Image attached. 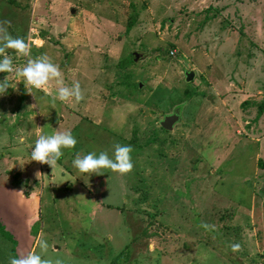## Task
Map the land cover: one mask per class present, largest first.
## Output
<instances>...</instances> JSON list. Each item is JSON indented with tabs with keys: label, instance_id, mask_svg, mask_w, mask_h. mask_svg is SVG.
Segmentation results:
<instances>
[{
	"label": "rangeland",
	"instance_id": "obj_1",
	"mask_svg": "<svg viewBox=\"0 0 264 264\" xmlns=\"http://www.w3.org/2000/svg\"><path fill=\"white\" fill-rule=\"evenodd\" d=\"M5 21L30 54H4L46 55L82 99L0 73V264H264V0H0ZM65 130L76 144L52 168L29 160ZM115 144L130 172L71 166Z\"/></svg>",
	"mask_w": 264,
	"mask_h": 264
},
{
	"label": "clouds",
	"instance_id": "obj_2",
	"mask_svg": "<svg viewBox=\"0 0 264 264\" xmlns=\"http://www.w3.org/2000/svg\"><path fill=\"white\" fill-rule=\"evenodd\" d=\"M7 22L0 23V73L13 72L12 61L9 55L4 54L5 49L14 50L19 55L28 57L30 48L25 39L21 37H12L7 31ZM16 77L22 78L24 90L33 94V90H39L44 95H50L48 92L49 82L55 80L57 85L54 96L51 97L50 103L55 104L56 101L64 102L69 98L79 102L82 99L80 85L73 82L72 85L66 86L60 79L61 73L56 64L52 63L46 55H40L34 59L26 60L23 67L15 69ZM17 82H20L19 80ZM12 87L4 79L0 81V95ZM13 88V87H12ZM24 138H19V143H23ZM76 144V139L68 130L53 132L52 134H37V138L31 148L30 159L41 164H47L51 168L56 161L62 156V149H72ZM130 145L115 144L112 148L111 157L104 151L99 153L88 152L81 155L77 152L71 160V166L78 173L100 174L101 169H108L113 172L124 174L130 172L132 163L129 153ZM38 247L43 252L47 244L41 240ZM239 244H232L231 249L236 251ZM9 264H49L47 260L41 258V255L30 252L26 255L13 257L9 259Z\"/></svg>",
	"mask_w": 264,
	"mask_h": 264
},
{
	"label": "water",
	"instance_id": "obj_3",
	"mask_svg": "<svg viewBox=\"0 0 264 264\" xmlns=\"http://www.w3.org/2000/svg\"><path fill=\"white\" fill-rule=\"evenodd\" d=\"M74 10H71V13H73ZM137 59V56H134L133 60L135 61ZM193 71L190 70L188 72H185V80L190 81L193 78ZM179 113L177 110L172 112L171 114L165 115L163 119L160 122V126L165 130H171L173 128V125L179 121Z\"/></svg>",
	"mask_w": 264,
	"mask_h": 264
},
{
	"label": "crops",
	"instance_id": "obj_4",
	"mask_svg": "<svg viewBox=\"0 0 264 264\" xmlns=\"http://www.w3.org/2000/svg\"><path fill=\"white\" fill-rule=\"evenodd\" d=\"M73 13H74V12H73ZM30 39H31V38H30ZM13 54H15V53H13ZM13 54H12V55H13ZM23 58L26 59L27 57H24V56H23ZM17 61H18V60H17ZM17 61H16V63H14V65L16 66V68H18V64H17L18 62H17ZM12 77H13V76H12ZM17 78L19 79V77H17ZM36 162H37V161H36ZM37 163H38V162H37ZM51 176H52V175H51ZM2 180H3V179H2ZM4 184H5L6 186H8V189L11 190V191L15 189L16 192H17V194H18V196H20V198L23 199V196H24V195H23L21 192H19V189L14 188V187L12 186L11 181H10V182H9V181H6V182H4ZM12 188H13V189H12ZM38 209H39V207H38ZM36 220H37V219L32 220V221H28L27 223H28V224H32V223H34V222H37ZM39 221H40V220H39ZM41 229H42V225L40 224L39 227H38V232H40ZM5 230H6V229H5ZM38 232H37V233H38Z\"/></svg>",
	"mask_w": 264,
	"mask_h": 264
},
{
	"label": "built area",
	"instance_id": "obj_5",
	"mask_svg": "<svg viewBox=\"0 0 264 264\" xmlns=\"http://www.w3.org/2000/svg\"><path fill=\"white\" fill-rule=\"evenodd\" d=\"M14 55V54H13ZM11 61H12V66H13V72H11V73H7V74H10V75H12L13 77H16V75H15V69H16V66L14 65V63H16V61L19 59V58H17V56H16V58H15V56H12L11 58ZM39 163V162H38ZM39 164H41V163H39Z\"/></svg>",
	"mask_w": 264,
	"mask_h": 264
},
{
	"label": "trees",
	"instance_id": "obj_6",
	"mask_svg": "<svg viewBox=\"0 0 264 264\" xmlns=\"http://www.w3.org/2000/svg\"><path fill=\"white\" fill-rule=\"evenodd\" d=\"M0 231H1V234H4L6 236L10 235L7 231H5V229L2 227V225L0 224ZM11 237V236H10Z\"/></svg>",
	"mask_w": 264,
	"mask_h": 264
},
{
	"label": "flooded vegetation",
	"instance_id": "obj_7",
	"mask_svg": "<svg viewBox=\"0 0 264 264\" xmlns=\"http://www.w3.org/2000/svg\"><path fill=\"white\" fill-rule=\"evenodd\" d=\"M175 110H173V112H174ZM180 115V114H179Z\"/></svg>",
	"mask_w": 264,
	"mask_h": 264
}]
</instances>
